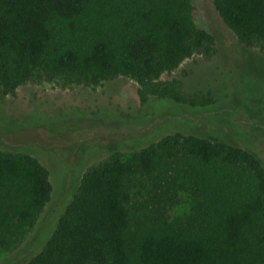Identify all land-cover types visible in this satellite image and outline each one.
<instances>
[{
	"label": "trees",
	"instance_id": "1",
	"mask_svg": "<svg viewBox=\"0 0 264 264\" xmlns=\"http://www.w3.org/2000/svg\"><path fill=\"white\" fill-rule=\"evenodd\" d=\"M238 40L264 55V0H212ZM193 0H0V88L30 79L86 84L127 75L142 103L163 99L205 108L210 93L161 79L186 58L216 54L194 23ZM83 171L71 201L21 264H264V161L258 151L174 132L134 148L113 146ZM155 191L140 215L129 181ZM48 169L33 155L0 148V251L35 226L51 200ZM179 193L189 213L168 219Z\"/></svg>",
	"mask_w": 264,
	"mask_h": 264
},
{
	"label": "rangeland",
	"instance_id": "2",
	"mask_svg": "<svg viewBox=\"0 0 264 264\" xmlns=\"http://www.w3.org/2000/svg\"><path fill=\"white\" fill-rule=\"evenodd\" d=\"M194 23L213 35L216 54H194L161 79L178 78L186 91L210 93L205 108L176 105L163 99L142 103L138 84L117 75L86 84L62 78L30 79L13 94L0 88V148L35 156L49 172L51 200L32 228L11 237L0 251V264H21L43 243L57 217L71 201L84 169L119 146L134 148L174 132L214 137L258 151L264 161V55L242 44L212 0H193ZM264 166V164L262 163ZM131 212L140 215L155 191L139 174L129 181ZM191 199L179 193L164 203L168 219H182Z\"/></svg>",
	"mask_w": 264,
	"mask_h": 264
}]
</instances>
